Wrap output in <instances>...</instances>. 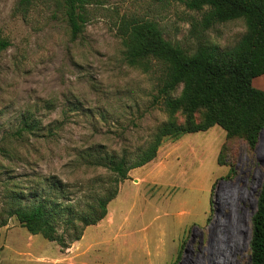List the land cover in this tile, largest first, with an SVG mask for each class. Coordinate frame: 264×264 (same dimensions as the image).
Returning a JSON list of instances; mask_svg holds the SVG:
<instances>
[{"label": "rangeland", "instance_id": "rangeland-1", "mask_svg": "<svg viewBox=\"0 0 264 264\" xmlns=\"http://www.w3.org/2000/svg\"><path fill=\"white\" fill-rule=\"evenodd\" d=\"M18 1L0 0V39L10 42L0 54V222L12 193L24 204L47 178L73 183L105 173L75 168L76 149L136 150L162 124L185 123L183 108L170 114L157 99L162 66L145 72L126 63L117 35L123 18L157 22L190 54L200 41L233 48L247 33L243 20L204 32L196 26L202 15L180 0H95L73 37L54 2L24 19ZM255 80L264 91V76ZM206 113L195 112L197 125ZM129 176L108 216L67 250L9 219L0 229V264H250L264 128L254 149L218 126L166 138L157 158Z\"/></svg>", "mask_w": 264, "mask_h": 264}, {"label": "trees", "instance_id": "trees-1", "mask_svg": "<svg viewBox=\"0 0 264 264\" xmlns=\"http://www.w3.org/2000/svg\"><path fill=\"white\" fill-rule=\"evenodd\" d=\"M95 0H19L16 13L27 19L41 3L54 2L66 17L73 37L79 36L89 22L87 6ZM187 9L200 13L196 23L204 32L217 24L243 20L247 33L233 48L223 50L200 41L190 54L164 37L157 22L149 19L123 18L117 35L124 47V59L134 68L150 72L156 63L162 66L157 99L175 114L182 108L183 125L166 122L159 126L144 147L109 151L104 145L75 150L72 164L77 169L104 171L90 178L65 183L58 177L47 178L40 192L34 189L21 203L18 195L9 196L2 209L0 229L16 217L32 235H42L67 250L84 236L86 229L98 225L108 216V206L119 195V187L132 170L153 162L164 139L179 140L184 135L207 132L215 126L227 135L242 136L254 149L264 128V91L252 85L264 75V0H180ZM10 42L0 39V54ZM182 88L179 97L174 93ZM204 108L203 124L195 123L194 114ZM26 127H30L27 125ZM220 165V164H219ZM40 193H42L40 195ZM1 238V233H0ZM250 264H264V181L253 216Z\"/></svg>", "mask_w": 264, "mask_h": 264}, {"label": "crops", "instance_id": "crops-1", "mask_svg": "<svg viewBox=\"0 0 264 264\" xmlns=\"http://www.w3.org/2000/svg\"><path fill=\"white\" fill-rule=\"evenodd\" d=\"M262 76H264V75H262ZM259 77H261V76H259ZM256 78H258V77H256ZM256 78H254L253 81H252V85H253L254 88H256V87L254 86L253 82H254V80H255ZM255 81H256V80H255ZM258 88H262V85L258 84L256 89H258ZM259 90H260V89H259Z\"/></svg>", "mask_w": 264, "mask_h": 264}]
</instances>
